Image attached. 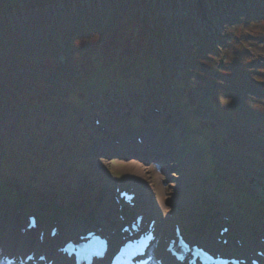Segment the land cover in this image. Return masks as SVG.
<instances>
[{"label": "rangeland", "instance_id": "374dc122", "mask_svg": "<svg viewBox=\"0 0 264 264\" xmlns=\"http://www.w3.org/2000/svg\"><path fill=\"white\" fill-rule=\"evenodd\" d=\"M82 1L84 3L81 6L84 7L83 11H90L91 9L94 11L99 9L100 14L102 15L101 17L105 16L107 18H110L111 13H115L118 8H126L127 6L133 8L142 5V0ZM163 1L164 0H145V3L143 4L147 3V5L150 6V9H152L153 6H158ZM223 1L224 0H195L196 9H193L195 12L193 15L187 13V10L180 11V13H187L185 18H183V22H185L188 27L191 25L190 23L193 19L200 20L201 22L205 20L203 22L206 24L209 31L211 29H216L217 33L220 34H224L226 31L227 33H233V35L237 37L234 41H231L235 45V48L242 47L245 50L250 51V53L246 55L242 54V56L236 60H238L239 64L243 66L245 73L248 74V72H253L254 70L258 72L259 65H264V0H230L227 5L223 3L221 7H218L217 4L222 3ZM70 2L71 0L67 1V3ZM171 3L170 0H167V2L162 5L163 10H161L166 13L165 15L167 17L160 19L162 23L161 25L167 29L169 27L172 28L173 26L171 25H174L173 21L168 20L171 13L166 12V10L172 8L173 4ZM38 5H41L44 8L42 10L43 12H40V10L37 9ZM61 6L60 2L54 0H0L1 44L5 45L8 50L11 49L10 44L17 46L19 51L21 50L27 55H30V53L33 52V55L38 58V61L48 67L49 59L40 58L38 55L41 52L48 55L49 49L46 44L52 40L55 44H58V47L60 48L58 54L60 59L66 63L64 65L65 68L73 70L71 66H69L70 64H75L78 68L82 61L87 60H84L83 55L85 48L88 49V47H85V40L80 41L78 39L77 41L79 42L75 44L76 46L70 44V47H67V41L65 42V40H63L64 42L62 43L61 40H56L60 37L63 30H59L57 26H52L50 17L54 15L57 17L56 19L61 20L63 18L62 12H65ZM78 7L77 8L80 9V5ZM71 8L70 11L73 12V14H75L74 11L78 10L74 7ZM246 13H251L249 16L253 18L252 21L254 23L252 22L249 25L244 26L242 35V31L238 30V27L242 26L240 24L243 23L242 20ZM40 22H43L44 24L38 26V23ZM205 24L203 26L200 24V26L204 28ZM124 27H126V25H123L121 28L123 29ZM223 27H225V30H223ZM147 30H150V28ZM6 31H8V33H5ZM251 32L259 33V35L256 36L257 34ZM116 34V36H119L122 35L123 32H118ZM112 35V32H103L101 30L99 32H94V35L88 36L87 38H89L93 44L94 49L101 51L103 48L106 49V44ZM130 35H132V32ZM255 39H257V41H254ZM256 42L258 45L254 46ZM1 44L0 52L2 48ZM137 45L139 46L140 43ZM125 51L126 50H124V52ZM213 52L215 53V56H209L208 60V66L210 68H215L221 58L228 59L227 54L225 55L224 53V48L217 49V53L216 50ZM8 68L9 66H5L3 69L0 67V70L3 71ZM248 75L251 79H254V77H259L261 72ZM262 79L264 85V77ZM2 82L3 78H0V83ZM9 82L10 80L6 83ZM195 82L198 87L199 83L197 81ZM15 84L23 87V82L20 79L13 78L10 86L17 89L18 87L15 86ZM196 95L200 100L199 103L213 104L211 100L212 97H208V95L206 97L199 93H196ZM260 95H258L260 99L255 98V101L262 102V97L264 98V96ZM228 100L229 101H219V104L226 106L227 108L228 106L233 107L232 109L236 112V122L238 124H240L242 119L244 120V123H248V125H250L249 123L252 125L264 123V117L257 118L256 111L258 109L252 108L251 103L249 104L250 106H244L246 109H243L240 112L242 107L239 109V107L230 104L232 103V99ZM107 105L108 104H106V106ZM99 110L104 114L95 112L81 118L80 120L73 119L68 121L66 119L61 120V122H58L57 124L61 128V131L65 133L75 131L77 135L82 136L87 131L86 127H89L87 128L88 130L94 129L92 126V119L96 115H101V117L106 118L107 114H109L112 123L115 125H118L116 122L125 119V117L119 113L116 105L113 106L110 111L105 107H102ZM170 112V109L166 110L165 116H169ZM260 112L261 111L259 110L258 113ZM252 113L254 116L253 118H245L246 115ZM152 114L153 116L155 115L154 111H152ZM155 116L157 117V115ZM165 116L162 114L157 117L156 120H158L163 127H161L159 135H166V139L159 138V143L156 142V147L154 149H144L135 145H130V150L125 151V149H120L119 151H124L113 154L109 153V156L106 158L91 155L90 161L88 162H82L83 156L78 154L75 156L76 158L70 160V162L73 163L71 164L72 167H66L63 171L54 173L55 177L51 182L49 180L46 182V180L43 179L20 181V179L14 177L9 179V177L6 176V178L2 179L3 183H1L4 188L0 189L7 192H0V201L7 198V194H10L11 196L8 198L9 203H16L17 207L20 204L23 207V210H28V212L36 211L38 214L42 215L43 220L56 216L64 224L71 225L73 229L75 226V229H77V227H79L78 225H81V227L87 223L94 225L93 223L95 222H92L96 221V219H92L94 216H98L97 220L107 218L106 216L109 215V209H112L110 193L112 192L113 186L115 184L130 183L137 188L138 200H140L139 205H143V207L148 205L151 206V211H155L156 214L162 217L164 223L169 227H171L176 221L175 216H177V222L182 224L184 228L189 229V226L187 225L189 222L188 215L197 218V215H199L197 212L201 209L200 206L206 205L210 202V196L206 194L203 195V193L200 195L198 187L206 178V169H209L212 165L214 166V171H216L218 178L224 183V185H226L225 188L230 187L239 189L245 191L247 195L250 194L247 193V190H250L249 188L251 186L259 190L264 189V146L261 144L264 142V124L262 127L259 126L256 128L257 132L255 137L261 141L256 140L254 136L251 135L250 131L254 133L253 128L250 129V127H248L247 129L246 127H239L237 132L234 133L231 132L234 128H227V133L221 135L220 138L230 146H225V143H223V146H219L210 140L211 148L213 150L212 154L214 157H217V159L216 161L211 162V158L206 157L204 163V161H201L203 158H201L202 155H199V153L194 154V152H197L193 151L196 147L187 144L190 141V133L178 132V138L176 137L172 139L173 134H170L164 126V121H167L166 118H168ZM4 118L5 116H2L0 123L5 127V131L8 135L6 137V143L3 146L4 150H8V152L5 153L8 154L10 148L11 151L14 149L15 153L18 155L16 156L20 160L23 154H25L24 157L26 159H28V154H37L38 149L33 143V140L26 134V128L20 120L12 115H7L6 118ZM198 120L199 119H190V122L194 124ZM170 121L174 125L178 123L174 118ZM50 127L55 129L54 124L50 123ZM135 132L136 133L132 131L130 134L135 136L134 134H137V131ZM139 136H141L140 133ZM212 137L214 139L215 136L213 135ZM169 140L186 144L189 147L187 148L189 151L185 153L183 150L175 149L172 142L170 143ZM74 142L75 144L77 143L76 140H74ZM48 143L50 145L47 144V146H45L48 153H40L42 158L55 152L52 143ZM64 148L68 150L70 145L67 143ZM112 151L113 150L110 149V152ZM132 151H135V153ZM190 151L191 155L189 154ZM144 152L147 154L144 155ZM260 153H263V155ZM142 154L144 157H147L143 158ZM13 160L16 162L15 158ZM80 162L85 164V167L90 165L88 166V168H90L92 166L90 180L83 176V173L77 169L78 165L81 164ZM256 164L260 165L257 167ZM79 185H84L86 187L84 194L82 196L75 195L74 197H70L69 195L72 194H68L66 191L73 190L76 193ZM231 192L232 191H230V193L227 190L225 191L228 196H233L234 194ZM257 195L264 199V195L260 192H258ZM105 198L106 202L103 203ZM71 200L77 202L76 208H79L78 213H80L79 217L73 216V218H81L82 221L70 219L71 217L69 216L72 215H70L68 210L71 208V205H69ZM232 203L234 202L232 201ZM236 203H238V201H236ZM7 207L8 208L4 209H9L10 205ZM207 209L208 207H206V210ZM242 209L243 212H245V210L252 211L258 208L246 204L245 208L242 207ZM195 212L196 214L194 215ZM260 213L261 211L258 210L249 215L251 216L250 218L253 219L257 215L259 216ZM258 220L260 223H263L261 226L264 227V219L261 220V218H258ZM188 235L195 240V237H199L201 234L197 230L194 231L189 229ZM210 235H212V233H209L206 237H210Z\"/></svg>", "mask_w": 264, "mask_h": 264}, {"label": "trees", "instance_id": "16d2710c", "mask_svg": "<svg viewBox=\"0 0 264 264\" xmlns=\"http://www.w3.org/2000/svg\"><path fill=\"white\" fill-rule=\"evenodd\" d=\"M54 1L60 2L61 7L65 10V12H62L63 18L61 20L56 19L57 17L54 15L50 17L51 25L57 26L59 30H63L60 37L56 40H61L62 43L64 42L63 40L67 41V47H70V44L76 46L75 44L79 42L77 41L78 39L80 41L85 40V47H88V49L85 48L83 55L84 60H87L82 61L78 68L75 64H70L69 66L73 70L66 69L64 66L66 63L63 60H61L62 65L60 63L57 65L55 61L51 63L53 58L50 54L53 52L50 48L53 49L55 46L54 50L57 54L58 50H60L58 44L54 42L46 44L49 49L48 55L44 54V52L38 55L40 58L49 59V66L47 67L38 61L33 52L30 55L21 50L20 52L17 46L10 44V41L11 49L8 50L0 41L2 45L0 67L3 69L5 66H9L8 69L0 70V78H3L1 84H4L8 80H13V78L22 80V85L25 88L16 84L18 90L12 94L16 101V106L13 107V110L21 117L30 118L31 130L32 127L38 128L37 124L41 119L50 118L57 112L68 114L77 111V108L85 109L88 107L89 99L93 100L97 95L96 93L148 95L150 94L149 92L153 94L161 92V81L164 79L172 81L169 74L170 71H173L177 78L186 83L187 88L192 92L191 86L190 84L188 85V80L180 68L189 67L200 70L203 67L195 59L202 58L204 50L212 51L215 45L214 42L222 41L221 37H216L213 33L208 32H204L205 39L208 42H205L204 38H199L198 34L203 30L206 31L205 27H201L200 24L205 23L193 19L190 23L193 27L189 25V29L194 28V30L193 32L187 31L188 39L187 37L180 38L176 36V38L172 39L174 45L170 47V53L168 52L169 46H167L165 53L161 55L158 51L159 46H155L153 42V40L159 37L158 33L160 29L154 34L152 26L155 27L154 25L160 17L166 16V13L161 10H163L162 5L167 0L160 3V6H153L152 9H150L147 3L143 4L145 0H142V5L139 7L130 8L127 6L126 8H118L115 13H111L110 18L101 17L99 9L93 11L90 8V11H83L84 7L81 6L84 3L82 0H71L70 3H67L69 0ZM229 1L224 0L222 3H218L217 6L221 7L223 3L227 5ZM170 2L173 4L172 8L166 10L167 13H171L169 20H173L174 25L178 24L182 29L187 28L186 23L183 22V18H185L187 13H191V15L195 13V0H170ZM79 5L80 9H78ZM71 7H78V10L74 11L75 14L70 11ZM37 9L43 12L44 8L38 5ZM181 10H187V13H180ZM250 14L246 13L249 20H253L252 17L248 16ZM176 15L179 16L177 22H175ZM151 22L153 24L150 26ZM43 24V22H40L38 26H42ZM123 25H126V27L122 29ZM148 28L150 30H147ZM101 30L103 32H112L113 35L108 40L106 49L103 48L100 51L94 49L93 44L87 37ZM114 32H123V34L116 36L117 34ZM131 32L132 35H130ZM5 33H8V31ZM173 34H176L175 31ZM212 37H216L215 40H217L215 41ZM139 43L140 45L138 46L137 44ZM124 50L126 51L124 52ZM163 56L164 60L162 59ZM208 73H211L209 69ZM221 74L225 75V71H222ZM27 79L32 81V86L27 84ZM38 83H43L45 88L36 91L35 94L33 91H27L34 90V86L38 88ZM57 88L62 89V94H67V97L51 99L50 94L52 89ZM6 101V97L0 95V109L7 106ZM183 102L191 103V99L189 96H186ZM64 103L65 111H60V106ZM4 134L0 128V157L2 155ZM11 157L8 156L0 162V173L25 176V178L30 175L31 169L28 165L21 162L22 165L18 164L17 166V162H14ZM55 165L54 162H51V167Z\"/></svg>", "mask_w": 264, "mask_h": 264}, {"label": "bare ground", "instance_id": "6f19581e", "mask_svg": "<svg viewBox=\"0 0 264 264\" xmlns=\"http://www.w3.org/2000/svg\"><path fill=\"white\" fill-rule=\"evenodd\" d=\"M147 138H150L151 136L149 135V134H147V135H145ZM153 143L151 144V149H153ZM2 214H4V211L3 212H1ZM5 213H10V211H7V212H5ZM3 221V220H2ZM2 221L0 220V223L2 224ZM3 234V233H2ZM2 234H1V237H2ZM0 237V238H1Z\"/></svg>", "mask_w": 264, "mask_h": 264}]
</instances>
